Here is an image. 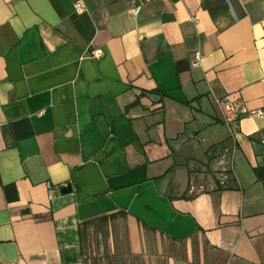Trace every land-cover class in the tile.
Instances as JSON below:
<instances>
[{"label": "crops", "instance_id": "0c3cea01", "mask_svg": "<svg viewBox=\"0 0 264 264\" xmlns=\"http://www.w3.org/2000/svg\"><path fill=\"white\" fill-rule=\"evenodd\" d=\"M257 110L264 0H0V264H264Z\"/></svg>", "mask_w": 264, "mask_h": 264}, {"label": "built area", "instance_id": "2783aa9c", "mask_svg": "<svg viewBox=\"0 0 264 264\" xmlns=\"http://www.w3.org/2000/svg\"><path fill=\"white\" fill-rule=\"evenodd\" d=\"M75 9L76 12L79 14H83L85 12V6L82 2L76 3ZM102 54L103 53L101 50H97L94 53H92L91 57L93 59H99L102 56ZM200 61H201L200 54H197L196 55L197 66L200 64ZM214 100L216 107L224 117L225 124L231 130L232 125L240 121L241 116L243 115V112L241 111V107H240V101H241L240 94L239 93L230 94L224 98L214 97ZM248 116H258L264 119V110L252 111L248 113ZM261 143L264 146V140H262ZM46 189L48 192L49 200H53L55 194L52 183L50 182L46 183Z\"/></svg>", "mask_w": 264, "mask_h": 264}, {"label": "water", "instance_id": "95a60500", "mask_svg": "<svg viewBox=\"0 0 264 264\" xmlns=\"http://www.w3.org/2000/svg\"><path fill=\"white\" fill-rule=\"evenodd\" d=\"M61 193H62L64 196L71 194V186L68 185V186L62 188V189H61Z\"/></svg>", "mask_w": 264, "mask_h": 264}, {"label": "trees", "instance_id": "16d2710c", "mask_svg": "<svg viewBox=\"0 0 264 264\" xmlns=\"http://www.w3.org/2000/svg\"><path fill=\"white\" fill-rule=\"evenodd\" d=\"M257 175H258L260 178H262V177H261V173H260V171H257Z\"/></svg>", "mask_w": 264, "mask_h": 264}]
</instances>
